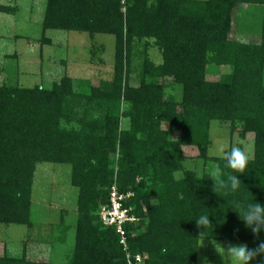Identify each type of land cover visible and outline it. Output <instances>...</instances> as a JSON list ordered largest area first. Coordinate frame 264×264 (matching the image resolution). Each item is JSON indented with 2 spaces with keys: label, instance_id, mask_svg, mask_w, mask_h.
<instances>
[{
  "label": "trees",
  "instance_id": "16d2710c",
  "mask_svg": "<svg viewBox=\"0 0 264 264\" xmlns=\"http://www.w3.org/2000/svg\"><path fill=\"white\" fill-rule=\"evenodd\" d=\"M238 7L264 10V0H47L44 31L115 38L114 74L82 81L78 91L70 77L51 89L0 85V225L34 229L38 166L70 165L79 195L66 264H127L116 231L100 218L114 185L134 194L128 205L141 222L125 229L130 253L147 256L145 264H198L199 252H191L201 230L191 220L208 209L222 210L225 223L211 217L217 226L206 235L255 248L259 241L229 208L233 196L264 203V19L260 39L233 41ZM152 48L162 64L152 61ZM167 80L181 87L180 99L167 92ZM214 121L243 140L255 136L254 157L240 176L248 189L242 183L236 194L221 191L229 204L213 192L211 179L227 183L231 173L222 158L208 156ZM189 162L217 172L200 176ZM0 264L43 263L5 252Z\"/></svg>",
  "mask_w": 264,
  "mask_h": 264
},
{
  "label": "rangeland",
  "instance_id": "374dc122",
  "mask_svg": "<svg viewBox=\"0 0 264 264\" xmlns=\"http://www.w3.org/2000/svg\"><path fill=\"white\" fill-rule=\"evenodd\" d=\"M47 0H0V85L10 84L21 88L36 86L51 89L64 77H70L74 88L82 81L99 83L111 81L114 74L115 38L77 32L43 29ZM264 10L261 7H238L231 40L255 42L261 38ZM241 32V33H240ZM156 65L162 64V55L157 48L149 51ZM229 69H223L227 73ZM217 77V76H214ZM167 92L177 99L182 89L171 80L165 83ZM124 123V128H128ZM230 125L212 122L211 146L208 156L222 158L224 151L239 147L254 157L255 136L249 134L241 139L239 133L231 134ZM187 168L196 169L201 176L207 169L217 171L203 162H190ZM70 165L42 164L37 168L33 188L34 229L24 226L0 225V257L5 252L10 258H25L31 263L66 264L73 255L76 238L77 204L79 191L71 185ZM227 246L229 242H219ZM213 264H220L211 241L199 251ZM148 257L145 259V261ZM145 261L143 264H145Z\"/></svg>",
  "mask_w": 264,
  "mask_h": 264
},
{
  "label": "clouds",
  "instance_id": "9594fccd",
  "mask_svg": "<svg viewBox=\"0 0 264 264\" xmlns=\"http://www.w3.org/2000/svg\"><path fill=\"white\" fill-rule=\"evenodd\" d=\"M219 151L223 153L222 159L226 162L224 167L230 169L231 173L228 176L227 183L223 179L219 181L215 178L211 179L215 182L213 192L220 197H222L220 195L221 191L236 194L243 183L240 176L248 172L250 157L246 151L239 147H232L230 151L225 152L223 146H221ZM176 179L179 180L181 177L177 176ZM260 187L264 188V181H262ZM250 193L252 194V192ZM252 196L254 197L253 200L239 199L233 196L229 210L238 214L239 220L244 224L245 228L250 230L259 241L255 248H250L247 244H229L225 246L217 242L216 238L206 235L210 228H214L215 233L217 224L225 223V220L220 218V213H224L222 210L217 212V210H209L207 208L208 212L201 213L191 220L195 221L197 229L201 230L200 236L196 238L201 243L197 249L192 250L191 254L199 252L205 246V240L209 239L219 256L220 264H253L257 258L264 257V238H261L262 234H264V203L259 202L253 194ZM225 200L229 204V201ZM211 217H216L217 224L212 222ZM200 264H213V262L209 257L201 256Z\"/></svg>",
  "mask_w": 264,
  "mask_h": 264
},
{
  "label": "built area",
  "instance_id": "2783aa9c",
  "mask_svg": "<svg viewBox=\"0 0 264 264\" xmlns=\"http://www.w3.org/2000/svg\"><path fill=\"white\" fill-rule=\"evenodd\" d=\"M123 4L127 0H121ZM133 192L121 193L117 186L111 188L109 203L104 206L100 213L102 224L110 229H114L119 237L120 245L126 254L127 264H143L147 256L130 253L128 232L125 229L127 224L136 225L141 219L135 214L134 208L128 204L133 199Z\"/></svg>",
  "mask_w": 264,
  "mask_h": 264
}]
</instances>
